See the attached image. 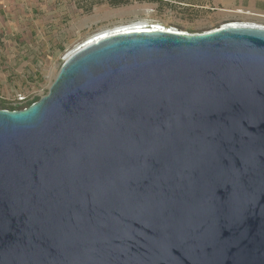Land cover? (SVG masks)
I'll return each mask as SVG.
<instances>
[{
	"label": "water",
	"instance_id": "obj_1",
	"mask_svg": "<svg viewBox=\"0 0 264 264\" xmlns=\"http://www.w3.org/2000/svg\"><path fill=\"white\" fill-rule=\"evenodd\" d=\"M0 264H264V27L116 32L0 109Z\"/></svg>",
	"mask_w": 264,
	"mask_h": 264
},
{
	"label": "rangeland",
	"instance_id": "obj_2",
	"mask_svg": "<svg viewBox=\"0 0 264 264\" xmlns=\"http://www.w3.org/2000/svg\"><path fill=\"white\" fill-rule=\"evenodd\" d=\"M146 9L137 15L173 32L202 33L227 24L264 27V0H0V109L19 110L37 101L87 34ZM252 9L263 16L243 13Z\"/></svg>",
	"mask_w": 264,
	"mask_h": 264
},
{
	"label": "bare ground",
	"instance_id": "obj_3",
	"mask_svg": "<svg viewBox=\"0 0 264 264\" xmlns=\"http://www.w3.org/2000/svg\"><path fill=\"white\" fill-rule=\"evenodd\" d=\"M148 10H137L135 12V16L132 17L130 20H127V21H123V22H118V23H115V25H111V26H104V27H101L100 29L96 30L95 32H92V33H89L85 36V39L78 43L77 45H75L69 52H68V55H70L72 52H74L75 50L77 49H80L82 47H85V45H88V44H92L96 41H99L101 38L105 37V36H108V35H111V34H116V32H131V31H142V30H147V29H153V30H156V29H161L159 26L157 25H151L150 21L148 20V18L146 17H140L138 16L137 14L139 13H144V14H147ZM237 12H241V10H238ZM133 13V11L130 12V14ZM245 14H248V15H253V16H260L262 17L263 15L262 14H253L251 12H243ZM118 15V13H117ZM96 22V20L94 21ZM91 24L88 23V27L90 26ZM234 25H237V24H234ZM243 25V24H241ZM163 30V29H161Z\"/></svg>",
	"mask_w": 264,
	"mask_h": 264
},
{
	"label": "crops",
	"instance_id": "obj_4",
	"mask_svg": "<svg viewBox=\"0 0 264 264\" xmlns=\"http://www.w3.org/2000/svg\"><path fill=\"white\" fill-rule=\"evenodd\" d=\"M231 1V0H230ZM259 9H252L251 11H245V12H251L253 14H258Z\"/></svg>",
	"mask_w": 264,
	"mask_h": 264
}]
</instances>
